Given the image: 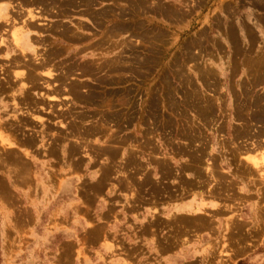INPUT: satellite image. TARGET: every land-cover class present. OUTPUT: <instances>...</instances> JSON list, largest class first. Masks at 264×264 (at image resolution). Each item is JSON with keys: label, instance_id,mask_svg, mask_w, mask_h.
Masks as SVG:
<instances>
[{"label": "rangeland", "instance_id": "obj_1", "mask_svg": "<svg viewBox=\"0 0 264 264\" xmlns=\"http://www.w3.org/2000/svg\"><path fill=\"white\" fill-rule=\"evenodd\" d=\"M141 1L0 0L46 24L39 66L0 22V132L17 146L0 144V264H264V173L244 158L264 151V0ZM190 199L223 210L178 217Z\"/></svg>", "mask_w": 264, "mask_h": 264}, {"label": "bare ground", "instance_id": "obj_2", "mask_svg": "<svg viewBox=\"0 0 264 264\" xmlns=\"http://www.w3.org/2000/svg\"><path fill=\"white\" fill-rule=\"evenodd\" d=\"M10 1V0H9ZM29 1V0H28ZM74 1V0H73ZM143 1V0H142ZM141 1V2H142ZM152 1V0H151ZM155 1V0H154ZM21 2V1H20ZM19 2V3H20ZM25 2H27V1H25ZM31 2V1H30ZM48 2H50V1H48ZM55 2V1H54ZM138 2V1H137ZM16 3V2H15ZM22 3H23V1H22ZM44 3V2H43ZM45 3H47V2H45ZM94 3V2H93ZM134 3V2H133ZM143 3V2H142ZM152 3H153V1H152ZM222 3V2H221ZM52 4V3H51ZM70 4V3H69ZM134 4H136V2L134 3ZM16 5H17V3H16ZM27 5V4H26ZM30 5V4H29ZM36 5H38V4H36ZM42 5V4H41ZM40 5V6H41ZM141 5H144V4H141ZM155 5H157V4H155ZM20 5L18 4V7H19ZM22 6H24V7H22V9H20V11L19 10H17L15 7V5H9V4H6V5H4V4H0V22L2 23V22H5V23H9L8 25H10L11 26V28H9V30L6 28L5 29V31H8L9 33L7 34L6 32V35H8V38H9V41H10V43L13 45L12 47H14V49H16V51H18L19 52V54L20 55H22V56H24L25 58H28V56H30V55H32L33 57H34V60L37 62L36 64H39V66L40 65H42L43 64V62L42 61H40L41 59H44V58H42L41 56H42V53H39V46L38 45H36L35 43H34V38H36V42H39L40 41V39H41V37H43V36H41L42 34L40 33V31L37 29V28H39L38 26H43V25H46V24H41V21H39V20H42L44 17L41 15V12L40 11H38V10H35L34 8L32 9V8H27L24 4L22 5ZM32 6V5H31ZM34 7H35V5H33ZM51 6V5H50ZM71 6V5H70ZM138 5H136V7H137ZM145 6V5H144ZM21 7V6H20ZM37 7H39V5L37 6ZM43 7V6H42ZM42 7H40V8H42ZM52 7V6H51ZM132 7V6H131ZM157 7V6H156ZM36 8V7H35ZM46 8V7H45ZM49 9H50V7H48ZM77 8V7H76ZM138 8H139V6H138ZM138 8H136V9H138ZM141 8V7H140ZM139 8V9H140ZM148 8V7H147ZM152 8V7H151ZM160 8V7H159ZM37 9V8H36ZM43 9V8H42ZM52 9V8H51ZM58 9V8H57ZM67 9V8H66ZM156 9V8H155ZM164 9V8H163ZM53 10V9H52ZM126 10V9H125ZM135 10V9H134ZM160 10V9H159ZM178 10H180V9H178ZM16 12L15 14L17 15V12H18V14H19V12L20 13H24L25 12V16H24V18L23 19H21V20H17L16 18H14L13 17V15H12V12ZM44 11V10H43ZM123 11V10H122ZM136 11V10H135ZM156 11V10H155ZM162 11H165V10H162ZM118 12V11H117ZM124 12V11H123ZM174 12V11H173ZM108 13V12H107ZM126 13V12H125ZM144 13V12H143ZM235 13V12H234ZM116 14V13H115ZM119 14V13H118ZM140 14V13H139ZM182 14V13H181ZM109 15V14H108ZM114 15V14H113ZM171 15V14H170ZM184 15V14H183ZM54 16V15H53ZM100 16H102V15H100ZM103 17V16H102ZM167 17V16H166ZM105 18V17H104ZM113 18H115V17H113ZM173 18V17H172ZM116 19V18H115ZM215 19V18H214ZM105 20V19H104ZM110 21V20H109ZM58 22V21H57ZM79 22H81V21H79ZM101 22V21H100ZM120 22V21H119ZM4 23V24H5ZM122 23V22H121ZM126 23V22H125ZM141 23V22H140ZM217 23L218 24H220V22H218V19H217ZM222 23V22H221ZM60 24V23H59ZM143 24V23H142ZM58 25V24H57ZM83 25V24H82ZM97 25V24H96ZM60 26H61V24H60ZM80 26V25H79ZM114 26V25H113ZM121 26V25H120ZM48 27H49V25H48ZM126 27V26H125ZM140 27V26H139ZM142 27H143V25H142ZM228 27V26H227ZM55 28V27H54ZM58 28H59V26H58ZM62 28H63V26H62ZM71 28V27H70ZM81 28V27H80ZM231 28V27H230ZM235 28V27H234ZM40 29V28H39ZM68 29V28H67ZM132 29V28H131ZM219 29V28H218ZM227 29H229V28H227ZM45 31V30H44ZM110 31H112V30H110ZM115 31V30H114ZM113 31V32H114ZM117 31V30H116ZM123 31V30H122ZM2 32H4V31H2ZM129 32V31H128ZM230 32H232V31H230ZM236 32V31H235ZM52 33V32H51ZM77 33V32H76ZM80 33V32H79ZM125 33V32H124ZM127 33V32H126ZM47 34V33H46ZM109 34V33H108ZM107 34V35H108ZM116 33H114V37L116 36L115 35ZM159 34V33H158ZM231 34H235L234 32L233 33H231ZM238 34V33H237ZM107 35H105V36H107ZM111 35V34H110ZM108 38H110L109 36H107ZM103 38H105V37H103ZM102 38V39H103ZM240 38V37H239ZM238 38V39H239ZM5 39H7V38H5V37H3L2 35H0V46H2V45H6V43L4 42L5 41ZM237 39V38H236ZM42 40H43V38H42ZM105 40V39H104ZM112 40V39H111ZM107 41V40H106ZM196 41V40H195ZM97 43V42H96ZM99 43V42H98ZM109 43V42H108ZM196 43V42H195ZM9 44V43H8ZM104 44V43H103ZM97 45H99V47H100V43L99 44H97ZM107 45V44H106ZM194 45V44H193ZM40 46H41V44H40ZM98 47V46H97ZM96 47V48H97ZM106 47V46H105ZM114 47V46H113ZM6 48V47H5ZM42 48V47H41ZM61 48H62V46H61ZM65 48V47H64ZM92 48V47H91ZM107 48V47H106ZM48 50V49H47ZM63 50V49H62ZM96 50H99L98 48L96 49ZM111 50V49H110ZM5 51V50H4ZM44 51V50H43ZM65 51V50H64ZM102 51V50H101ZM45 52V51H44ZM66 52V51H65ZM104 52V51H103ZM107 52V51H106ZM5 53V52H4ZM30 53H33V54H30ZM112 53V52H111ZM58 54V53H57ZM89 54H90V52H89ZM125 54V53H124ZM96 55V54H95ZM117 55V54H116ZM5 56V55H4ZM55 56V55H54ZM89 56V55H88ZM94 56V55H93ZM97 56V55H96ZM119 56V55H118ZM6 57V56H5ZM17 57V56H16ZM19 57V56H18ZM121 57V56H120ZM30 58V57H29ZM92 58V57H91ZM101 58V57H100ZM257 58V57H256ZM260 58H261V56H260ZM32 59V58H31ZM94 59V58H93ZM99 59V58H98ZM97 59V60H98ZM109 59V58H108ZM111 59V58H110ZM120 59V58H119ZM118 59V60H119ZM263 59V58H262ZM9 60H11V59H9ZM13 60V59H12ZM11 60V61H12ZM20 60V59H19ZM28 60V59H27ZM100 60V59H99ZM16 61H17V59H16ZM29 61H30V59H29ZM104 61V60H103ZM89 62V61H88ZM93 62V61H92ZM97 62V61H96ZM110 62H112V61H110ZM264 62V61H263ZM15 63V62H14ZM17 63V62H16ZM24 63H26V62H24ZM45 63V62H44ZM49 63V62H48ZM113 63H115V62H112V64ZM23 64V63H22ZM50 64V63H49ZM91 64V63H90ZM88 65V64H87ZM100 65V64H99ZM104 65V64H103ZM122 65V64H121ZM262 65V64H261ZM264 65V64H263ZM1 66V65H0ZM29 66V65H28ZM55 66V65H54ZM114 65H112V67H113ZM125 66V65H124ZM12 67V66H11ZM43 67V66H42ZM47 67V66H46ZM51 66H48V68H50ZM57 67V66H56ZM59 67H60V65H59ZM107 67V66H106ZM9 68V67H8ZM17 68V67H16ZM15 68V69H16ZM29 68H30V66H29ZM44 69H45V67H43ZM47 68V69H48ZM64 68V67H63ZM105 68V67H104ZM102 69V68H101ZM116 69V68H115ZM11 70V69H10ZM24 70H25V68H24ZM37 70V69H36ZM50 70H52V69H50ZM50 70H47V71H45V77H48L49 79H55V77H54V73H52V72H50ZM85 70V69H84ZM107 70H109V69H107ZM117 70H118V68H117ZM120 70V69H119ZM259 70H261V69H259ZM9 71V70H8ZM13 71V70H12ZM39 71V70H38ZM43 71V70H42ZM85 71H88L87 69L85 70ZM95 71V70H94ZM102 71V70H101ZM110 71V70H109ZM112 71H113V69H112ZM122 71V70H121ZM2 72V71H1ZM44 72V71H43ZM59 72V71H58ZM63 72V71H62ZM61 72V74H65V73H62ZM75 73H76V71H74ZM73 72V73H74ZM91 72V71H90ZM122 72H124V71H122ZM121 72V73H122ZM27 73V72H26ZM40 73V72H39ZM42 73V72H41ZM41 73H40V75H41ZM70 73V72H69ZM77 73H80V72H78L77 71ZM95 73H96V71H95ZM101 73V72H100ZM106 73V72H105ZM181 73V72H180ZM6 74H9V73H6ZM16 75H14V76H21V77H23L25 74H24V71H16V73H15ZM58 74V73H57ZM71 74V73H70ZM85 74V73H84ZM108 74V73H107ZM116 74V73H115ZM127 74V73H126ZM214 74V73H213ZM259 74H261L260 72L258 73V77H259ZM263 74V73H262ZM12 75H13V73H12ZM90 75L91 74H89L88 76L90 77ZM104 75V77L105 76H107V75H105V74H103ZM103 75H101V78H102V76ZM122 75V74H121ZM33 76V75H32ZM37 76H39V75H37ZM68 76V75H67ZM71 76H73V75H71ZM91 76H93V75H91ZM94 76H95V78H96V75L94 74ZM93 76V77H94ZM109 76V75H108ZM111 76V75H110ZM118 76H120L119 74H118ZM117 76V77H118ZM261 76H264V75H261ZM6 77V76H5ZM12 77V76H11ZM42 77V76H41ZM51 77H53V78H51ZM70 77V76H69ZM69 77H67V78H69ZM100 77V76H99ZM124 77V76H123ZM4 78V77H3ZM15 78V77H14ZM18 78V77H17ZM20 78V77H19ZM25 78H26V76H25ZM109 78V77H108ZM260 78V77H259ZM7 79V78H6ZM6 79H4V80H6ZM13 79V78H12ZM16 79V78H15ZM15 79H14V81H15ZM39 79V78H38ZM64 79V78H63ZM98 79H100V78H98ZM3 79H1V81H2ZM3 80V81H4ZM9 80H11V79H9ZM18 80V79H17ZM81 80V79H80ZM22 81V80H21ZM37 81V80H36ZM35 81V82H36ZM52 81V80H51ZM55 81V80H54ZM67 81V80H66ZM121 81V80H120ZM13 82V81H12ZM38 82V81H37ZM45 82V81H44ZM47 82V81H46ZM63 82H65V81H63ZM68 82V81H67ZM75 82V81H74ZM14 83V82H13ZM27 83V82H26ZM25 83V81L22 83V85L20 86V90H21V92L22 93H24L25 91H27V89L26 88H28L29 86L27 85ZM76 83H78V82H76ZM32 84V83H31ZM37 84V83H36ZM36 84H35V86H36ZM46 84V83H45ZM59 84V83H58ZM64 84H66V82L64 83ZM74 84V83H73ZM72 84V85H73ZM9 85V84H8ZM20 85V84H19ZM67 85V84H66ZM102 85V84H101ZM105 85V84H104ZM113 85H115V84H113ZM16 86V85H15ZM59 86V85H58ZM57 86V87H58ZM65 86V85H64ZM74 86H75V84H74ZM37 87V86H36ZM53 87H55V86H53ZM53 87H51L50 85H48V88H49V90H50V88H51V90H53V91H55V92H58V91H56V90H54L53 89ZM56 87V88H57ZM82 87V89H83V86H81ZM11 88V87H10ZM39 88V87H38ZM47 88V87H46ZM55 88V89H56ZM66 88H67V86H66ZM73 88V87H72ZM59 89H60V87H59ZM62 89V88H61ZM71 89V88H70ZM77 89V88H76ZM85 89H87V88H85ZM42 90V89H41ZM47 90V89H46ZM62 90H64V88L62 89ZM30 91H33V89L32 90H30ZM35 91V90H34ZM38 91V90H37ZM27 92H29V91H27ZM70 92V91H69ZM196 92V91H195ZM29 93H32V92H29ZM29 93L27 94V95H29ZM59 93V92H58ZM64 94H65V92H63ZM75 93H77V92H75ZM78 93H79V91H78ZM87 93V92H86ZM2 94V93H1ZM37 94V93H36ZM35 94V95H36ZM73 94V93H72ZM26 95V96H27ZM31 95H33V93L31 94ZM41 95H43L45 98L44 99H47L49 102H56V101H58V100H60V99H64L65 98V96L63 97V98H60L58 95H55V94H52V93H48V91L46 92V93H43V92H41ZM63 95V94H62ZM79 95V94H78ZM80 95H81V93H80ZM12 96V95H11ZM22 96V95H21ZM21 96H18V97H21ZM40 96V95H39ZM73 96V95H72ZM75 96V95H74ZM73 96V97H74ZM18 97L16 98V99H18ZM23 97V96H22ZM21 97V98H22ZM24 97H25V95H24ZM6 98V97H5ZM1 100V99H0ZM11 100H12V98H11ZM81 100V99H80ZM86 100V99H85ZM96 100V99H95ZM17 101V100H16ZM46 101V100H45ZM126 101V100H125ZM260 101H262V100H260ZM32 102V101H31ZM84 102V101H83ZM86 102H87V100H86ZM248 102V101H247ZM18 103V102H17ZM44 103V102H43ZM47 103V102H46ZM90 103V102H89ZM104 103V102H103ZM30 104V103H29ZM36 104V103H35ZM38 104H40V103H38ZM91 104H93L92 102H91ZM256 104H258V102L256 103ZM42 105V104H41ZM47 105V104H46ZM107 105V104H106ZM209 105V104H208ZM259 105V104H258ZM263 105V104H262ZM47 106H51V104L50 105H47ZM207 106V105H206ZM255 106V105H254ZM19 107V106H18ZM43 107V106H42ZM109 107V106H108ZM47 108H49V107H47ZM50 108H52V107H50ZM42 109V108H41ZM207 109H209V108H207ZM263 109V108H262ZM259 110V109H258ZM201 111H202V109H201ZM200 111V112H201ZM113 112V111H112ZM213 112V111H212ZM211 112V113H212ZM53 113V112H52ZM55 113V112H54ZM207 113V112H206ZM14 114V113H13ZM210 114V113H209ZM209 114H208V116H209ZM213 114H214V112H213ZM33 115H35V114H32V116ZM13 116V115H12ZM31 116V117H32ZM36 116V115H35ZM63 115H61V117H62ZM20 117V116H19ZM24 117V116H23ZM65 117V116H64ZM16 118V117H15ZM38 120H39V122L40 121H43V117H40V116H37L36 117ZM12 119H13V117H12ZM25 119V118H24ZM247 119V118H246ZM247 120H245V122H246ZM17 122V121H16ZM108 122V121H107ZM244 122V123H245ZM15 123V122H14ZM80 123V122H79ZM25 124V123H24ZM10 125V124H9ZM93 125V124H92ZM95 125V124H94ZM242 125V124H241ZM246 125V124H245ZM245 125H244V127H245ZM33 126V125H32ZM5 127V126H4ZM99 127V125L96 127V130L97 129H99L98 128ZM33 128H35V127H33ZM101 128V127H100ZM5 129V128H4ZM3 129V130H4ZM7 129H9V128H7ZM81 129V128H80ZM92 129V128H91ZM34 130V129H33ZM39 130V129H38ZM89 130V129H88ZM100 130V129H99ZM99 130H97V131H99ZM236 130V129H235ZM238 130V129H237ZM240 130H242V129H240ZM244 130V129H243ZM6 131V130H5ZM35 131V130H34ZM37 131V130H36ZM49 131V130H48ZM48 131H46V132H48ZM94 131V133H95V130H93ZM246 131H247V129H246ZM10 132V131H9ZM45 132V131H44ZM81 132V131H80ZM103 132H105V131H103ZM242 132V131H241ZM250 132V131H249ZM17 133V132H16ZM22 133V132H21ZM86 132H84V134H85ZM91 133V132H90ZM102 134V132H99V134ZM239 133V132H238ZM238 133H237V136H238ZM5 134V133H4ZM7 134H9V133H7ZM24 134V133H23ZM40 134H41V132H40ZM49 134H50V132H49ZM48 134V135H49ZM77 134H79V132H77ZM189 134V133H188ZM17 135V134H16ZM25 135V134H24ZM37 135H39V134H37ZM89 135H91V134H89ZM96 135V134H95ZM109 135V134H108ZM107 135V136H108ZM112 136L114 135V134H111ZM110 135V136H111ZM235 136H236V133L234 134ZM21 136H23V135H21ZM28 136H30V135H28ZM32 136H34V135H32ZM81 136V135H80ZM85 136H86V134H85ZM252 136V135H251ZM89 137V136H88ZM188 137V136H187ZM186 137V138H187ZM244 137V136H243ZM252 137H255L254 136V134H253V136ZM258 137V136H257ZM14 138V137H13ZM28 138H32V137H28ZM34 138V137H33ZM36 138V137H35ZM34 138V139H35ZM78 138V137H77ZM83 138H84V135H83ZM238 138V137H237ZM249 138V137H248ZM27 139V138H26ZM26 139H25V141H26ZM81 139V138H80ZM87 139V138H86ZM114 139V138H113ZM112 139V140H113ZM191 139V138H190ZM241 139V138H240ZM250 139V138H249ZM263 139H264V137H263ZM20 140V139H19ZM109 140V139H108ZM116 140V139H115ZM130 140V139H129ZM251 140V139H250ZM34 141V140H33ZM124 141H125V139H124ZM191 141V140H190ZM261 141V140H260ZM82 142H84V140H82ZM256 142V141H255ZM263 142V141H262ZM261 142V143H262ZM23 143V142H22ZM27 143V142H26ZM115 143V142H114ZM122 143H125V142H122ZM260 143V142H259ZM0 144H1V146H3L5 149H14L15 147H17L16 145H15V143H12V142H9L7 139H6V137H4L3 135H2V133L0 132ZM28 144V143H27ZM89 144H91V143H89ZM116 144V143H115ZM117 145V144H116ZM119 145V144H118ZM117 145V146H118ZM0 146V147H1ZM112 146H114V145H112ZM124 146H125V144H124ZM147 146H149V145H147ZM241 146V145H240ZM242 146H244V145H242ZM242 146H241V148H242ZM29 147V146H28ZM61 147V146H60ZM81 147V146H80ZM238 147V146H237ZM50 148V147H49ZM121 148V147H120ZM16 149V148H15ZM27 149V148H26ZM103 149V148H102ZM115 149V148H114ZM202 149V148H201ZM234 149V148H233ZM237 149V148H236ZM27 150H29V149H27ZM106 150V149H105ZM109 150V149H108ZM112 150V149H111ZM118 150V149H117ZM203 150V149H202ZM238 150V149H237ZM4 151V150H3ZM53 152H54V150H52ZM73 151V150H72ZM110 151V150H109ZM108 151V152H109ZM18 152V151H17ZM112 152V151H111ZM117 152V151H116ZM179 152V151H178ZM184 152V151H183ZM239 152H240V150H239ZM8 153V152H7ZM26 153V152H25ZM28 153V152H27ZM110 153V152H109ZM180 153H182V152H180ZM231 153V152H230ZM256 153V152H255ZM1 154V153H0ZM71 154V153H70ZM112 153H110L109 155H111ZM183 154V153H182ZM186 154V153H185ZM229 154V153H228ZM235 154H237V153H235ZM17 154H15V156H16ZM21 155H23V154H21ZM50 155V154H49ZM113 155V154H112ZM188 155V154H187ZM232 155V154H231ZM241 155V154H240ZM240 155H239V157H240ZM27 156V155H26ZM52 156H54V155H52ZM118 156V155H117ZM188 156H190V155H188ZM228 156V155H227ZM235 156V155H234ZM237 156V155H236ZM242 156V155H241ZM245 156H247V155H244V158H245V160L249 163V164H251L252 165V167L254 168V169H256V170H258L259 171V173L261 174L262 172L264 173V151L261 153V155H260V157L258 158V157H255V158H251L252 156H250V155H248V157H245ZM22 157V156H21ZM191 157V159H192V155L190 156ZM5 158V157H4ZM12 159H13V157H11ZM232 158H234V157H232ZM237 158V157H236ZM168 160V159H167ZM170 160V159H169ZM213 160H215V159H213ZM217 160V159H216ZM22 161H24V160H22ZM26 161V160H25ZM193 161V160H192ZM203 161V160H202ZM231 161V160H230ZM241 161V160H240ZM167 162V161H166ZM165 162V163H166ZM207 162H209V161H207ZM162 163V162H161ZM169 163V162H168ZM199 163V162H198ZM0 164H1V162H0ZM107 164V163H106ZM196 164V163H195ZM202 164V163H201ZM242 164V163H241ZM160 166V165H159ZM162 166H164V165H162ZM168 166V165H167ZM191 166V165H190ZM189 166V167H190ZM202 166V165H201ZM12 167V166H11ZM166 167V166H165ZM197 167V166H196ZM250 167V166H249ZM7 168V167H6ZM172 168V167H171ZM190 168H192V167H190ZM195 168V167H194ZM3 169V168H2ZM168 169V168H167ZM253 169V170H254ZM17 170V169H16ZM238 170V169H237ZM249 170V169H248ZM14 171V170H13ZM197 171H198V169H197ZM245 171V170H244ZM257 171V172H258ZM173 172V171H172ZM246 172H247V170H246ZM249 172V171H248ZM255 172V171H254ZM256 172V173H257ZM26 173V172H25ZM24 173V174H25ZM163 173V172H162ZM171 173V172H170ZM201 173H202V171H201ZM243 173L244 172H242V176H243ZM27 174H29V173H27ZM200 174V173H199ZM238 174H239V172H238ZM108 175H109V173H108ZM165 175V174H164ZM166 175H169V174H166ZM170 175H173V174H170ZM245 175H246V173H245ZM245 175H244V177H245ZM249 175V174H248ZM262 175V174H261ZM260 176V175H259ZM15 177V176H14ZM20 177V176H19ZM171 177V176H170ZM16 178V177H15ZM26 179V178H25ZM29 181V180H28ZM5 182V181H4ZM8 182H10V181H8ZM97 182V181H96ZM7 183V182H6ZM8 184H10V183H8ZM228 184V183H227ZM144 185V184H143ZM221 185V184H220ZM14 186V185H13ZM141 186V185H140ZM225 186V185H224ZM1 187V186H0ZM2 191V190H1ZM158 193V192H157ZM11 194V193H10ZM209 194V193H208ZM220 194V193H219ZM6 195V194H5ZM211 195H214V194H211ZM216 195V194H215ZM218 197V196H217ZM220 197V196H219ZM222 199H224V198H222ZM181 210V209H180ZM197 212H200L201 213V211H202V209H201V206H197V208L195 209ZM183 211V210H182ZM207 215H209L207 212H205ZM204 213V214H205ZM206 215V216H207ZM211 216V215H210ZM212 216H214V215H212ZM259 216V215H258ZM178 217H179V215H178ZM209 218V217H208ZM215 218V217H214ZM195 220V219H194ZM193 220V221H194ZM185 220H183V223H185L184 222ZM203 221V220H202ZM209 221V220H208ZM211 221V220H210ZM182 223V224H183ZM203 223V222H202ZM212 223H213V221H212ZM205 225V224H204ZM208 225V224H207ZM199 227H201V225H198ZM208 227H209V225H208ZM181 228V227H180ZM192 228V227H191ZM211 228H213V227H211ZM213 230H215V229H213ZM240 230V229H239ZM213 232V231H212ZM215 232V231H214ZM94 235V234H93ZM90 236V235H89ZM100 239V238H99Z\"/></svg>", "mask_w": 264, "mask_h": 264}, {"label": "crops", "instance_id": "obj_3", "mask_svg": "<svg viewBox=\"0 0 264 264\" xmlns=\"http://www.w3.org/2000/svg\"><path fill=\"white\" fill-rule=\"evenodd\" d=\"M206 203L207 204H204V203H201L199 201L196 202V201H193L192 199H190V200L184 201L182 203H175V205L172 207V209L178 215H184V214L192 215L198 205L201 206V209H202L201 213L199 212L198 214H203V212L205 210H210V211L216 212V211H219L222 209L218 205V201L207 200ZM146 208H149V213H147V211H145V212L143 211L142 215H145V214H151L152 215L154 213V208H151V207H146ZM209 242H210V239L207 238L206 235H201L200 237L190 236L189 248H190V250H193V249L202 250L203 247H205ZM166 260H170V256L168 258H166ZM241 260H243V258Z\"/></svg>", "mask_w": 264, "mask_h": 264}, {"label": "trees", "instance_id": "obj_4", "mask_svg": "<svg viewBox=\"0 0 264 264\" xmlns=\"http://www.w3.org/2000/svg\"><path fill=\"white\" fill-rule=\"evenodd\" d=\"M239 264H242V261H240Z\"/></svg>", "mask_w": 264, "mask_h": 264}]
</instances>
